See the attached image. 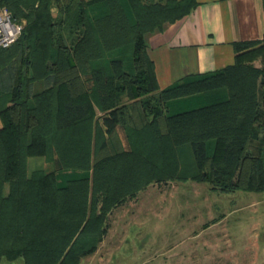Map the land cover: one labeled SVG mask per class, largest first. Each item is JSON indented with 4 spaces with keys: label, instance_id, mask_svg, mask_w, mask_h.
Instances as JSON below:
<instances>
[{
    "label": "trees",
    "instance_id": "obj_1",
    "mask_svg": "<svg viewBox=\"0 0 264 264\" xmlns=\"http://www.w3.org/2000/svg\"><path fill=\"white\" fill-rule=\"evenodd\" d=\"M72 1L0 0L16 21L25 20L20 36L25 33L31 51L26 72H17L10 103L0 107V259L77 264L96 250L111 210L158 172L182 173L184 180L198 174L210 189L223 192L264 191V67L238 60L160 89L144 35L188 14L196 1L162 6L125 0L133 20L123 0H77L75 10ZM52 6L58 9L55 19ZM64 14H71L67 23ZM67 28L77 33L70 45L63 39ZM18 39L0 48V65ZM124 47H130L131 70L123 56L111 57L108 68L90 67L102 51ZM89 71L91 92L81 76ZM35 83L43 86L31 91ZM219 87L228 92L205 106L167 113L168 101ZM94 106L103 114L104 131L93 117ZM117 129L124 149L109 146ZM54 155L58 169L91 170V176L60 186L54 172L28 175L29 157ZM80 192L81 204L65 203V195Z\"/></svg>",
    "mask_w": 264,
    "mask_h": 264
},
{
    "label": "rangeland",
    "instance_id": "obj_2",
    "mask_svg": "<svg viewBox=\"0 0 264 264\" xmlns=\"http://www.w3.org/2000/svg\"><path fill=\"white\" fill-rule=\"evenodd\" d=\"M76 1H72L70 6L74 7ZM142 1L147 5L167 6L183 0ZM123 2L129 20H133V13L128 9L126 1ZM51 8L55 19L58 17V9L55 6ZM70 19L71 14H64V23ZM23 22L25 24V20ZM173 22L164 21L163 25ZM62 32L65 43L72 44L76 32L68 28ZM15 44L13 53L4 65H0V107L10 103L7 99L16 82L17 72H26V61L31 52L26 47L25 33ZM114 56H123L126 59L125 67L132 69L130 47L111 52L102 51L100 57L90 60V67L108 68V60ZM70 60L74 61L72 58ZM81 76L91 92L90 71L83 72ZM35 86L41 85H31V91H34ZM227 92V87H219L198 94L202 105L195 108L205 106L211 99ZM148 97L153 103L157 93ZM195 108L190 105L187 109ZM99 112L94 106L95 120L100 118ZM120 130L118 132L121 133ZM117 136L110 141L109 146L126 148L125 142ZM181 174L176 177L163 172L154 174L141 192L128 197L111 216L107 215V234L97 243L96 250L79 258L77 264H264V191L212 190L209 183L199 180L198 174L196 180H184ZM156 177L166 179L158 181ZM5 188L8 191V185ZM78 188L84 191L82 186ZM83 198V192L72 197L65 195V203L76 206L83 202ZM97 198L96 212L101 202L100 195Z\"/></svg>",
    "mask_w": 264,
    "mask_h": 264
},
{
    "label": "crops",
    "instance_id": "obj_3",
    "mask_svg": "<svg viewBox=\"0 0 264 264\" xmlns=\"http://www.w3.org/2000/svg\"><path fill=\"white\" fill-rule=\"evenodd\" d=\"M195 1L196 5L183 18L144 35L147 54L160 89L186 80L190 75L215 72L238 60L264 67V0ZM250 42L254 44L244 46ZM41 87L35 86L34 91ZM199 100L200 95L170 100L167 102V113L187 111L190 105L193 108L201 106ZM98 115V124L104 131L101 121L103 114L99 112ZM118 135L125 142L122 131ZM55 159V155L51 159L45 156L29 157L28 175L34 170L54 172L60 186L72 179L91 176L90 171L81 169H58ZM3 193H7L5 187ZM119 207L112 209L109 215ZM0 264L26 263L24 257L19 256L12 260L2 257Z\"/></svg>",
    "mask_w": 264,
    "mask_h": 264
},
{
    "label": "built area",
    "instance_id": "obj_4",
    "mask_svg": "<svg viewBox=\"0 0 264 264\" xmlns=\"http://www.w3.org/2000/svg\"><path fill=\"white\" fill-rule=\"evenodd\" d=\"M23 23L16 21L6 6L0 5V48H7L18 39Z\"/></svg>",
    "mask_w": 264,
    "mask_h": 264
}]
</instances>
